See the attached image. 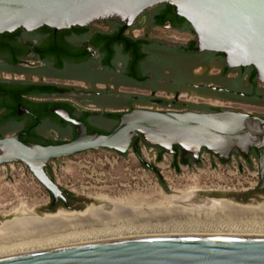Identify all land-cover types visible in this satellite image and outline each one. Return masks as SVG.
Instances as JSON below:
<instances>
[{"label": "water", "instance_id": "95a60500", "mask_svg": "<svg viewBox=\"0 0 264 264\" xmlns=\"http://www.w3.org/2000/svg\"><path fill=\"white\" fill-rule=\"evenodd\" d=\"M169 5L189 24L194 50L223 57L227 68L252 67L264 85V0H0V34L16 29L54 31L113 21L132 28L146 11ZM75 128V138L59 145L23 144L0 139V165H25L50 194L52 211L63 192L47 175L51 160L99 149L125 154L139 138L174 154L182 164H199L202 150L226 162L259 150L260 189L264 188V120L240 112H153L135 109L119 117L109 134L86 127L54 110ZM0 264H264V235L157 234L64 244L0 256Z\"/></svg>", "mask_w": 264, "mask_h": 264}, {"label": "flooded vegetation", "instance_id": "af4514ba", "mask_svg": "<svg viewBox=\"0 0 264 264\" xmlns=\"http://www.w3.org/2000/svg\"><path fill=\"white\" fill-rule=\"evenodd\" d=\"M163 6L146 11L132 28L106 21L67 30L41 27L1 33L0 139L17 136L23 144L40 146L73 140L75 129L54 113L57 108L81 122L87 133L100 134L111 133L119 117L135 109L245 114L248 113L241 107L264 110V85L257 81L255 70L227 68L220 54L195 51L191 46L195 36L189 24L180 17L162 19L159 13ZM158 17L161 22H157ZM102 24L106 30L95 27ZM172 34L190 38L179 37L180 41L173 42L169 40ZM53 42L64 45L66 53L58 55L46 50ZM46 86L61 92L44 94L41 89ZM251 116L264 120V115ZM133 142V151L143 143L140 138ZM208 155L222 166L240 157L232 154L222 162ZM214 160L210 161L213 168ZM181 165L201 167L202 161L194 164L188 157ZM244 165L249 170L256 165L258 185L239 196L223 195L242 204L252 200L250 197L264 196V188L260 189L259 150L251 148L239 168ZM141 166L162 180L159 173L153 172L155 165L143 161ZM174 167L179 169L171 160L173 171ZM62 192L63 200H58L52 211L60 205L69 209L75 200L70 193Z\"/></svg>", "mask_w": 264, "mask_h": 264}, {"label": "rangeland", "instance_id": "374dc122", "mask_svg": "<svg viewBox=\"0 0 264 264\" xmlns=\"http://www.w3.org/2000/svg\"><path fill=\"white\" fill-rule=\"evenodd\" d=\"M95 27L107 29L105 24ZM179 37L190 38L172 34L169 40L177 42L180 41ZM241 109L251 115H264L263 109ZM159 149L161 148L146 146L143 143L139 147L143 161L155 165L165 188L160 186L158 178L152 172L141 166L131 148L124 155L99 149L49 161L45 170L47 175L61 190L75 198L69 209L60 205L51 212L46 211L51 203L50 194L25 166L20 163L0 165V226L8 224L16 217L33 216L42 219L58 212H82L87 208H100L110 212L113 208L112 201L119 199L131 200L136 206H140L161 203L164 202L165 196H172L176 206L188 209L195 203L206 207L211 201L221 200L241 205L264 202V196L250 197L252 200L244 204L223 196H239L258 185L256 165L250 170L245 165L240 169L241 157H233L230 165L222 166L206 152L201 151V167H185L180 164L179 169L173 171L170 168L172 154L164 153L161 161H156ZM211 160H214L216 165L214 168L210 166ZM197 199L199 200L196 201Z\"/></svg>", "mask_w": 264, "mask_h": 264}, {"label": "bare ground", "instance_id": "6f19581e", "mask_svg": "<svg viewBox=\"0 0 264 264\" xmlns=\"http://www.w3.org/2000/svg\"><path fill=\"white\" fill-rule=\"evenodd\" d=\"M174 199L165 196L164 202L140 206L119 199L112 201L110 212L87 208L82 212H58L42 219L16 217L0 226V256L135 235H264V204L240 206L221 200L206 207L195 203L188 209L176 206Z\"/></svg>", "mask_w": 264, "mask_h": 264}, {"label": "trees", "instance_id": "16d2710c", "mask_svg": "<svg viewBox=\"0 0 264 264\" xmlns=\"http://www.w3.org/2000/svg\"><path fill=\"white\" fill-rule=\"evenodd\" d=\"M162 8H163V11L159 13L160 16L162 17V19H168V18H173L174 19V18H178V16L175 15V13L173 12V8L171 6L164 5ZM181 20H184V19L181 18ZM157 22H161V19L159 17L157 19ZM194 45H195V43L192 42L191 46L193 47ZM46 50L51 51L52 53L58 54V55H62L64 53H66L65 46L62 45L61 43H58V42L51 43L46 48ZM41 91L44 94H48V93H52V92H61V90H59V89H57L55 87H52V86H46V87L42 88ZM91 133H93V132H89L88 134H91ZM173 150H175V153L172 155V162H173V164L179 166L181 164V153H180V149H179V147H174ZM164 153L165 152L162 149H159V153L156 156V161L157 162H160L161 161L162 155ZM134 154L138 158V160L140 161V163H142L143 162V159L141 157V154H140V151H139L138 148L135 149ZM119 155H124V154H119ZM45 170H46V167H45ZM174 170L177 171L178 168L174 167ZM153 172H155L156 174H158V170L156 168L153 169ZM51 180H52V178H51ZM159 184H160V186L162 188H165L164 182L162 180H159Z\"/></svg>", "mask_w": 264, "mask_h": 264}, {"label": "crops", "instance_id": "0c3cea01", "mask_svg": "<svg viewBox=\"0 0 264 264\" xmlns=\"http://www.w3.org/2000/svg\"><path fill=\"white\" fill-rule=\"evenodd\" d=\"M75 129V128H74ZM75 134H76V132H75ZM67 142H69V141H67ZM63 143H66V142H63Z\"/></svg>", "mask_w": 264, "mask_h": 264}]
</instances>
